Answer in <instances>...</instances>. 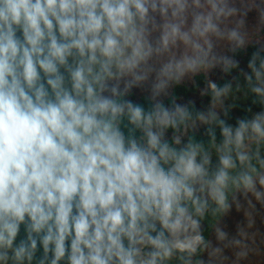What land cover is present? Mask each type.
<instances>
[{
  "label": "clouds",
  "instance_id": "9594fccd",
  "mask_svg": "<svg viewBox=\"0 0 264 264\" xmlns=\"http://www.w3.org/2000/svg\"><path fill=\"white\" fill-rule=\"evenodd\" d=\"M252 11L264 28V0H0V264L261 254L264 43L237 58ZM216 69L231 79L205 81L206 107L172 92Z\"/></svg>",
  "mask_w": 264,
  "mask_h": 264
},
{
  "label": "trees",
  "instance_id": "16d2710c",
  "mask_svg": "<svg viewBox=\"0 0 264 264\" xmlns=\"http://www.w3.org/2000/svg\"><path fill=\"white\" fill-rule=\"evenodd\" d=\"M264 38V29L259 34H254L251 36V40L246 48L245 51L237 53V58L241 62V66L246 68V64L248 59L250 58L251 52L254 50V46ZM232 75H236L235 72L232 73ZM231 79L230 76H225L222 73V76L219 80H217V83H223L224 80ZM209 80L208 77L204 73H200L197 75V77L193 78V82L191 85L183 84L182 86L175 87L172 92L179 98V102H183L187 99L195 100L197 107L207 106L210 103V95H201L200 93L206 89V83L205 81ZM243 103H239L242 108H247L250 106V98L245 99L243 93ZM237 94V95H239ZM199 97V99H197ZM133 99H136L138 102H142L141 98H135L133 96ZM167 102V98H166ZM254 111L259 110L258 108H253ZM245 113L233 110V115H243ZM234 122V121H233ZM198 137L203 135L202 133H197ZM242 204V203H241ZM237 208L234 206L228 216L223 218V222L226 223L227 228L226 230L230 233V235H234L237 231L238 225H243V222L239 220V216L236 214ZM204 235L206 238L210 240H214L213 230L211 228V225L208 223V221L204 222ZM261 254L259 256L252 255L249 257L248 261H243L241 264H264V245L260 246ZM229 256H231L230 252H226ZM204 259H207V254H204Z\"/></svg>",
  "mask_w": 264,
  "mask_h": 264
},
{
  "label": "rangeland",
  "instance_id": "374dc122",
  "mask_svg": "<svg viewBox=\"0 0 264 264\" xmlns=\"http://www.w3.org/2000/svg\"><path fill=\"white\" fill-rule=\"evenodd\" d=\"M256 16H257L256 12L252 11V12L249 13V15L247 17V32H248V36L249 37H251L254 34H259L264 29V28H261L259 30L257 29V27H256ZM259 43H264V38L262 40H260ZM204 74L208 77L209 80H212L213 82H216L222 76V72L219 69L212 70V71H210L208 73H204ZM192 82H193V79L185 81L184 84L191 85ZM201 93H200V96H201ZM134 97L135 98H140V95L137 94ZM197 99H199V97ZM229 102H231V101H229ZM237 102H239L241 104L243 103L242 94L238 95ZM202 132H203V129H201V131L199 133H202ZM241 203H242V207L240 209L236 210V214L239 216V220L241 222H243V224H245L246 223V218H245L244 213H245V210L247 209V203L242 198H241ZM259 207L260 206L257 205V208H259ZM257 228L260 230L261 233H264V220H261L259 218L257 219Z\"/></svg>",
  "mask_w": 264,
  "mask_h": 264
}]
</instances>
